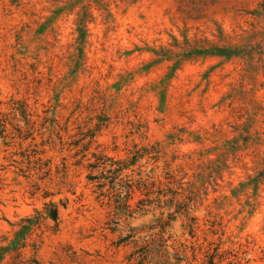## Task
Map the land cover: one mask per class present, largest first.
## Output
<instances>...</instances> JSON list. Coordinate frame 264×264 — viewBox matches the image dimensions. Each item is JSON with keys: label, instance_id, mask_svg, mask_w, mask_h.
<instances>
[{"label": "rangeland", "instance_id": "obj_1", "mask_svg": "<svg viewBox=\"0 0 264 264\" xmlns=\"http://www.w3.org/2000/svg\"><path fill=\"white\" fill-rule=\"evenodd\" d=\"M0 264H264V0H0Z\"/></svg>", "mask_w": 264, "mask_h": 264}, {"label": "trees", "instance_id": "obj_2", "mask_svg": "<svg viewBox=\"0 0 264 264\" xmlns=\"http://www.w3.org/2000/svg\"><path fill=\"white\" fill-rule=\"evenodd\" d=\"M230 55H234V54L231 53ZM54 217L56 218V216H54Z\"/></svg>", "mask_w": 264, "mask_h": 264}]
</instances>
